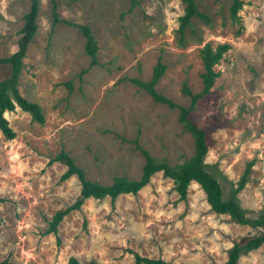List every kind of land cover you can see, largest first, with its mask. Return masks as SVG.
I'll use <instances>...</instances> for the list:
<instances>
[{
  "label": "rangeland",
  "instance_id": "1",
  "mask_svg": "<svg viewBox=\"0 0 264 264\" xmlns=\"http://www.w3.org/2000/svg\"><path fill=\"white\" fill-rule=\"evenodd\" d=\"M211 20H190L179 41L180 0H38L37 30L18 79L20 95L37 104L38 124L18 108L4 114L15 133L0 132V262L8 264H134L132 253L168 264H223L234 243L260 229L213 212L195 182L180 200L171 179L154 174L136 195L87 199L67 214L57 234H45L52 215L79 196L76 177L60 182L65 167L48 165L69 155L87 180L110 185L114 178L138 180L144 157L174 167L194 154V142L177 109L153 101L129 79L148 82L157 60L166 70L156 91L187 108L185 84L202 90L200 49L228 44L215 66L219 76L188 118L208 137L204 158L223 197L235 199L246 216L264 214V0H243L238 23L231 0H194ZM55 4L56 21L52 14ZM29 0H0V58L17 49ZM71 24V25H70ZM86 25L96 42L90 66ZM10 74L0 65V81ZM252 166L236 192L246 164ZM237 264H264V245Z\"/></svg>",
  "mask_w": 264,
  "mask_h": 264
},
{
  "label": "trees",
  "instance_id": "2",
  "mask_svg": "<svg viewBox=\"0 0 264 264\" xmlns=\"http://www.w3.org/2000/svg\"><path fill=\"white\" fill-rule=\"evenodd\" d=\"M130 1L131 8L137 5V0ZM180 1L183 4V15L179 17L178 33L179 41L182 43L184 31L189 27L191 19L197 18L206 25H210L211 20L207 15L201 13L197 9L194 0ZM29 2V11L23 16V26L19 31L20 36L17 41L16 51L8 57L0 58V65H8L10 69L9 76L0 81V132L8 140L14 139L15 133L4 116L6 112H12L18 108L28 113L38 124H43L44 122L41 108L37 104L23 98L17 89L18 79L21 74L23 59L26 55L28 44L31 42L37 30L36 18L38 15V0H29ZM53 2L54 0H52V3ZM242 6L243 0H231L228 10L230 19L234 23L239 22L238 13ZM52 14L54 21H56L55 4H52ZM72 26L77 27L85 38L84 49L86 55L90 57V66L96 65L97 47L90 28L86 25L72 24ZM229 49V45L225 43L217 44L214 47L206 43L200 49L199 56L203 65V73L201 74L202 90L197 94H193L185 84L182 86V93L190 99L187 108L176 105L156 91L155 87L166 70V66L163 65L160 60H157L154 65L151 79L148 82L139 79H129L132 84L151 96L154 102L164 104L169 109L178 110L179 121L193 138L194 142V154L189 160L171 167L165 161L154 160L147 151L140 149L144 157L140 178L138 180H128L124 177H116L110 185L106 186L87 180L83 171L78 168L69 155L64 152H59L54 158L48 160V165L59 163L65 167V171L59 177L60 182L66 181L71 177H76L80 186V191L78 198L72 205L57 210L52 215L48 222V227L45 230V234L53 233L56 235L58 226L63 218L74 210L78 211L85 200L108 197L114 202L119 195H136L150 182L154 174L161 173L164 177L173 181L174 190L178 194L180 200H185L189 184L195 182L204 192L206 202L213 212L219 215H227L233 222L239 225H247L253 229H260L259 234L246 238L242 242L234 243L227 251L226 261L223 264H237L241 255H245L264 245V214H260L256 219H250L246 216L244 209L241 208L235 199H225L223 197V191L219 182L207 170V166L204 163V158L209 147L207 134L203 129L195 126L188 118L189 113L194 110L196 103L210 93L215 79L219 76V72L215 71V66L220 63L224 54H226ZM251 166V162L246 164L245 170L237 182L236 192L244 188ZM129 252L132 253L134 264H168L161 259L144 258L131 250H129ZM0 264H8V261L4 260L0 262ZM67 264L80 263L74 257H69ZM87 264L95 263L89 262Z\"/></svg>",
  "mask_w": 264,
  "mask_h": 264
}]
</instances>
